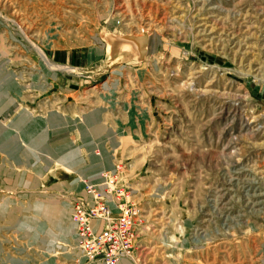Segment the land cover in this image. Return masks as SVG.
<instances>
[{
    "label": "rangeland",
    "instance_id": "rangeland-1",
    "mask_svg": "<svg viewBox=\"0 0 264 264\" xmlns=\"http://www.w3.org/2000/svg\"><path fill=\"white\" fill-rule=\"evenodd\" d=\"M106 183L132 242L87 260ZM0 264H264V0H0Z\"/></svg>",
    "mask_w": 264,
    "mask_h": 264
},
{
    "label": "built area",
    "instance_id": "built-area-1",
    "mask_svg": "<svg viewBox=\"0 0 264 264\" xmlns=\"http://www.w3.org/2000/svg\"><path fill=\"white\" fill-rule=\"evenodd\" d=\"M86 191L94 202H79L71 212L76 246L87 260H103L123 252L131 245L134 227L128 191L111 189L108 183L88 185Z\"/></svg>",
    "mask_w": 264,
    "mask_h": 264
},
{
    "label": "bare ground",
    "instance_id": "bare-ground-1",
    "mask_svg": "<svg viewBox=\"0 0 264 264\" xmlns=\"http://www.w3.org/2000/svg\"><path fill=\"white\" fill-rule=\"evenodd\" d=\"M199 32V31H198ZM110 35V34H109ZM108 34H105L104 37H105V43H109L107 44V50H108V56H109V61L111 63H115L117 61H119L121 58H124V57H129L132 59H137V54H138V44L139 42H135L131 45L127 44V43H124L120 40H116L115 37H111V35L109 36ZM113 36H116L115 34H113ZM115 38V39H114ZM29 39V38H28ZM30 41V40H29ZM41 51V50H40ZM42 53V52H41ZM115 71V70H114ZM37 123V122H35ZM29 124V123H28ZM29 127V126H28ZM30 128L31 129H38L40 128V124L37 123V124H33L30 122ZM42 135V134H41ZM40 137V136H39ZM63 143V142H62ZM62 146V149H59L58 148ZM60 146L58 147V144L56 143L55 144V148L57 150V152H61L62 150H66L68 149L67 146L68 144L65 142L64 144H60ZM107 165H106V170H110L112 173H114V167H113V163L111 162V160H106L105 162ZM240 180V179H239ZM251 185V184H250ZM222 199V198H221ZM250 199V198H249ZM252 199V197H251ZM252 201V200H251ZM256 204V203H255Z\"/></svg>",
    "mask_w": 264,
    "mask_h": 264
},
{
    "label": "water",
    "instance_id": "water-1",
    "mask_svg": "<svg viewBox=\"0 0 264 264\" xmlns=\"http://www.w3.org/2000/svg\"><path fill=\"white\" fill-rule=\"evenodd\" d=\"M109 35V34H108ZM111 37H115L116 40H120L124 43H127L129 45L139 42L138 46V54H137V60H142L144 55L146 54V48H147V43H148V35L146 32L143 33L141 36H136V35H120V36H113V34H110ZM109 35V36H110ZM114 38V39H115Z\"/></svg>",
    "mask_w": 264,
    "mask_h": 264
}]
</instances>
